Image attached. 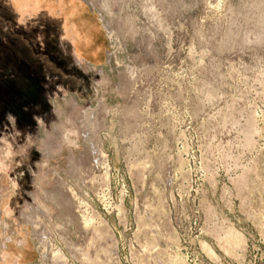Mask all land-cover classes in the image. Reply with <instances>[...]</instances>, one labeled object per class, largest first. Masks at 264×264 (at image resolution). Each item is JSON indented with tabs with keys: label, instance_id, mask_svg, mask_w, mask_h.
<instances>
[{
	"label": "rangeland",
	"instance_id": "1",
	"mask_svg": "<svg viewBox=\"0 0 264 264\" xmlns=\"http://www.w3.org/2000/svg\"><path fill=\"white\" fill-rule=\"evenodd\" d=\"M90 1L109 38L86 77L0 0V247L27 243L1 264H36L49 221L91 233L67 264H264V0Z\"/></svg>",
	"mask_w": 264,
	"mask_h": 264
},
{
	"label": "crops",
	"instance_id": "2",
	"mask_svg": "<svg viewBox=\"0 0 264 264\" xmlns=\"http://www.w3.org/2000/svg\"><path fill=\"white\" fill-rule=\"evenodd\" d=\"M19 0V2L10 0L11 5L14 9L16 16L22 20H32L44 18L49 21L51 24H57L60 27L59 34H57L58 47L68 49L70 55L73 59L75 67H78V70L84 75H90L94 70L100 68L103 65L104 54H105V39L106 34L103 30L97 12L87 6L84 0ZM86 17L90 26H85L83 24L82 18ZM50 36H55V34H50ZM81 65H89L91 70L86 66L82 68ZM64 68V67H63ZM103 72L100 70V75ZM69 76V75H68ZM70 78V77H69ZM73 83H76L81 88L82 91L75 93L79 100H81L84 90L82 87L85 84L80 75L73 74L72 78ZM57 93L50 97L62 96L65 99L66 90L65 87L60 86L57 89ZM26 111V110H25ZM62 128V127H58ZM57 129V130H58ZM56 130V132H57ZM51 139V138H50ZM49 147L48 143L45 144L46 148ZM54 152L52 150L50 154ZM47 153V152H46ZM47 154V155H50ZM1 163V161H0ZM0 201H2V191L0 190ZM43 212V211H41ZM2 211L0 208V224L2 223L1 217ZM43 214V213H42ZM51 228L62 230L57 228L53 222L46 223ZM64 233V232H63ZM12 239L11 237L7 238L9 242ZM32 240V238H31ZM20 242V241H19ZM22 242V241H21ZM26 242H22L21 246H17V242L12 241L8 244L2 255L1 259L5 258L7 260L16 256L12 248H17L20 250H25ZM32 252L35 253V245L31 243ZM36 255V254H35ZM38 260V259H37ZM9 262V261H8ZM37 264V263H36Z\"/></svg>",
	"mask_w": 264,
	"mask_h": 264
},
{
	"label": "built area",
	"instance_id": "3",
	"mask_svg": "<svg viewBox=\"0 0 264 264\" xmlns=\"http://www.w3.org/2000/svg\"><path fill=\"white\" fill-rule=\"evenodd\" d=\"M84 2L87 6H89L91 9L97 12V15L103 25L105 34L109 38V33L107 30L108 24L107 22L103 20L104 16L98 10H96L95 6L92 4L90 0H84ZM111 58H112L111 55L107 56L108 61H110ZM78 65L80 68H82L83 66H86L89 70H91V67L87 64L86 65L78 64ZM103 169H106V168H103ZM106 179L107 178H105V180ZM110 192H111L110 188H107L105 190V196H107V201L105 200L107 202V205L105 207H107L109 204L111 205ZM109 207L110 206H108L107 209ZM76 208H77V213L82 211L81 213L87 214L86 213L87 208L84 206H81L80 201L77 202ZM30 223L34 224L35 222L30 221ZM36 225H37V222L35 226ZM45 227L49 229L51 228V226H49L48 224L42 223L39 229L32 231V236H33L32 240L35 243V251L38 256L37 264H67L69 260H72L73 262L77 261V256H78V253L80 252L81 244H84V242L87 241V239L91 235L89 229H86L85 224L83 223V227L80 226V228L75 234V238L67 237L61 231L53 229V228L51 229V231H48L46 230ZM104 229H105V238H106L107 237L106 233L110 232L108 223H105ZM9 240H10L9 242L7 241V239L5 240V243L2 244V246L0 247V251L5 250L7 245L12 243L13 239H9ZM21 245H22V242L18 241L17 246H21ZM58 257H60V259H58ZM0 264H1V256H0Z\"/></svg>",
	"mask_w": 264,
	"mask_h": 264
}]
</instances>
